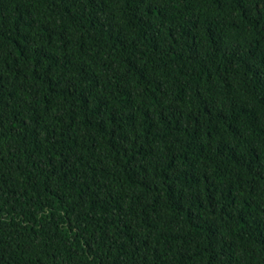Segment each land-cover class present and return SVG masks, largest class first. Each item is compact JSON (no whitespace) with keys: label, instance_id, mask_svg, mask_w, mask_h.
I'll use <instances>...</instances> for the list:
<instances>
[{"label":"trees","instance_id":"trees-1","mask_svg":"<svg viewBox=\"0 0 264 264\" xmlns=\"http://www.w3.org/2000/svg\"><path fill=\"white\" fill-rule=\"evenodd\" d=\"M0 264H264V0H0Z\"/></svg>","mask_w":264,"mask_h":264}]
</instances>
